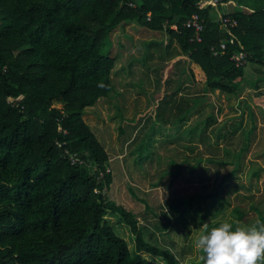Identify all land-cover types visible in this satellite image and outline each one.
I'll return each instance as SVG.
<instances>
[{
  "label": "trees",
  "instance_id": "16d2710c",
  "mask_svg": "<svg viewBox=\"0 0 264 264\" xmlns=\"http://www.w3.org/2000/svg\"><path fill=\"white\" fill-rule=\"evenodd\" d=\"M200 1L0 0V264H152L143 253L178 264L171 250L145 240L134 213L108 198L110 157L83 116L112 93L113 34L125 23L165 31L206 92L239 94L245 67L231 56L264 65V0H233L240 8L221 17L235 27ZM196 13L205 26L200 43L185 26ZM222 42L226 50L214 56ZM254 101L264 105V96ZM247 148L226 149L232 160L219 163L233 169L224 179ZM72 154L82 163L72 164ZM251 207L262 220L264 198ZM110 212L132 232V249L109 224Z\"/></svg>",
  "mask_w": 264,
  "mask_h": 264
},
{
  "label": "rangeland",
  "instance_id": "374dc122",
  "mask_svg": "<svg viewBox=\"0 0 264 264\" xmlns=\"http://www.w3.org/2000/svg\"><path fill=\"white\" fill-rule=\"evenodd\" d=\"M221 4L224 12L231 7L229 3ZM147 37L140 35V39ZM163 41L164 38H158L160 49L164 48ZM163 67L159 66L158 73ZM245 74L246 80L255 81L253 85L245 81L237 95L216 93L215 108L205 106L203 116L213 112L216 121L193 144L168 142V136L161 132L155 133L153 143L142 144L148 120L137 125L134 135L127 134L130 139L126 141L120 133L123 123L120 115L124 113L119 109L122 113L118 115L108 99L89 107L83 116L110 157L107 171L111 172L113 181L106 191L108 198L134 213L145 240L171 250L178 264H203L200 259L203 253L195 247V242L204 223L211 228L224 222L234 226H250L257 220L264 222V211L260 220L257 207H251L252 202L264 198V105L254 101L264 96V65L248 63ZM219 126L221 137L212 143ZM251 128L254 131L249 138L247 133ZM244 146L248 148L240 169L226 179L224 176L233 169L232 164L202 161L197 165L199 157H212L222 163L232 160L226 149L238 152ZM149 154L151 157L145 159ZM188 156V162L181 165ZM254 171H258V176L253 175ZM236 207H242V216ZM106 218L132 249L134 236L119 215L110 212ZM143 255L152 264H166L159 257Z\"/></svg>",
  "mask_w": 264,
  "mask_h": 264
},
{
  "label": "crops",
  "instance_id": "0c3cea01",
  "mask_svg": "<svg viewBox=\"0 0 264 264\" xmlns=\"http://www.w3.org/2000/svg\"><path fill=\"white\" fill-rule=\"evenodd\" d=\"M228 3L231 5L228 10L240 8L236 1ZM212 8L216 13L219 12V19L224 13L223 9L217 6ZM140 35L148 37L140 39ZM160 37L164 38L162 49L157 43ZM113 41L118 51L111 74L113 90L110 96L100 98L96 104L108 99L112 108H117L118 115L121 111L124 113L120 115L123 122L120 133H123L125 140L128 141L132 133L138 130L137 125L145 120L149 121V126L142 143H153L158 132L165 133L168 142L193 144L202 139L205 130L217 117L213 112L203 116V110L205 106L215 108L213 97L216 93L220 95V91L206 92L204 82L199 81L198 76L193 77L190 60L177 42L165 31L151 30L135 23H125L121 30L113 34ZM159 66L163 67L160 73L157 71ZM246 81L251 85L255 82ZM157 97L158 101L155 102ZM158 110L160 115H157ZM162 110L165 112L161 113ZM220 129L219 126L212 143L221 137ZM150 157L149 154L144 158ZM188 159L189 156L184 157L181 165ZM202 161L219 164L220 160L199 157L197 165Z\"/></svg>",
  "mask_w": 264,
  "mask_h": 264
},
{
  "label": "clouds",
  "instance_id": "9594fccd",
  "mask_svg": "<svg viewBox=\"0 0 264 264\" xmlns=\"http://www.w3.org/2000/svg\"><path fill=\"white\" fill-rule=\"evenodd\" d=\"M191 228V226H189ZM195 247L202 251L203 264H258L264 262V222L234 226L224 222L200 227Z\"/></svg>",
  "mask_w": 264,
  "mask_h": 264
},
{
  "label": "built area",
  "instance_id": "2783aa9c",
  "mask_svg": "<svg viewBox=\"0 0 264 264\" xmlns=\"http://www.w3.org/2000/svg\"><path fill=\"white\" fill-rule=\"evenodd\" d=\"M220 2H223V0H202L198 3V6L205 5V3H206V6H217ZM129 5L133 6V7L135 6V4L132 2H130ZM219 20L222 21L223 23L229 24L231 27L237 26V21L235 19L230 18V17H220ZM185 26L194 29L195 34L191 38V42H198V43L202 42L203 32H204L205 26H204V20L201 18V16L198 13H196L192 17H190L186 21ZM230 43H232V44L234 43L233 38L230 39ZM226 48H227V42H222L218 46H213L211 48V51H212L214 56H218V55L222 54L223 51L226 50ZM231 60L235 63V65L237 67H245L246 68L247 64L249 63L243 54H233L231 56ZM59 129L61 130V127H59ZM70 160H71L72 164L82 163V160L78 157L77 154H72L70 156Z\"/></svg>",
  "mask_w": 264,
  "mask_h": 264
}]
</instances>
